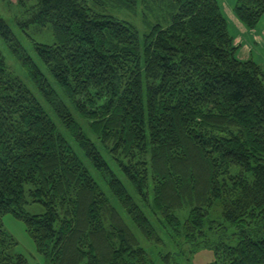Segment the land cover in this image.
<instances>
[{"label": "trees", "instance_id": "16d2710c", "mask_svg": "<svg viewBox=\"0 0 264 264\" xmlns=\"http://www.w3.org/2000/svg\"><path fill=\"white\" fill-rule=\"evenodd\" d=\"M17 1L22 33L52 32L33 50L57 88L0 15V41L33 88L0 50V264H29L10 253L7 214L47 264H179L199 249L210 264H264V73L236 58L217 0H107L154 17L143 35L106 0ZM234 12L253 29L264 0ZM136 231L172 251L150 260Z\"/></svg>", "mask_w": 264, "mask_h": 264}, {"label": "rangeland", "instance_id": "374dc122", "mask_svg": "<svg viewBox=\"0 0 264 264\" xmlns=\"http://www.w3.org/2000/svg\"><path fill=\"white\" fill-rule=\"evenodd\" d=\"M34 2H35L34 0H30V4H33ZM106 6H107V11L109 14L135 26L137 30L139 31V33L142 35L148 32V29L146 25L144 24L143 15L147 17L146 19H148V21L151 24H154L156 22V19L152 17L151 15H149L148 12H146L144 9H142V6L138 7L137 12L118 10L112 4L107 2V0H106ZM21 14H22V10L19 7L17 0H7V2L0 0V15L9 24L14 34L20 40V42L22 43L23 47L26 49L28 54L32 58H34L36 63L41 67V70L47 76L50 83L55 88H57L50 74L47 72L46 68L41 65V63L39 62L33 50L34 42L41 43V44H52L53 43L52 32L49 28H39L36 26H31L29 30H26V32L22 33L14 22L15 18L19 17ZM156 17H159L160 19V13H157ZM160 23L165 25V22L162 20H160ZM0 50L5 58V63L8 68V71L12 73L13 75L17 76L31 90H33L19 62L7 50V48L3 45L1 41H0ZM73 113L75 114V119L77 120L80 127L83 128L86 134H88L89 137L92 138V140L96 141L97 139L96 136L91 135L92 132L89 128L88 122L90 123L92 122L91 121L87 122L85 120H82L75 112ZM51 117L57 123V120L52 115ZM98 142H96V144L99 147H101ZM115 172L117 176L120 178V180L124 182L128 191L132 193V188L127 183V181L124 180L123 176H121L120 173L116 169H115ZM92 174L94 178L96 179V181L98 182V184L104 190V192H106L108 197H110L109 192L107 191L106 185L95 176L97 174H95L93 171H92ZM112 203L115 204L114 201H112ZM26 211L29 214H41L43 212L42 208L38 205L28 207ZM182 215L185 216L186 213ZM124 220L128 223V220L125 217H124ZM1 229L9 237H11L15 242L14 246L11 248V251H10L11 254L22 255L29 264H47L46 258L44 257V255H42L41 253L37 251V248L35 246L33 239L29 236L26 230L25 224L21 220L16 219L15 217L9 214L4 215L1 219ZM159 231L162 233V236H165L163 229L160 228ZM135 233L139 239L140 245L146 250L149 259L152 261H158L161 253L172 251L171 241L167 240L165 237H164L165 245L163 247H157V246H153L152 244L147 243L137 231ZM173 243L176 244L174 241ZM176 245L179 247V250L183 249L186 254L188 250L187 246L185 245L181 246L180 244H176ZM188 255L189 257L186 255L187 257L183 256L180 259H178L179 264H210L214 259L213 251L208 250V249H199L194 255L193 254H188Z\"/></svg>", "mask_w": 264, "mask_h": 264}, {"label": "crops", "instance_id": "0c3cea01", "mask_svg": "<svg viewBox=\"0 0 264 264\" xmlns=\"http://www.w3.org/2000/svg\"><path fill=\"white\" fill-rule=\"evenodd\" d=\"M220 12L226 22L229 36L236 48V58L253 61L264 72V15L255 28H247L235 15L236 0H217Z\"/></svg>", "mask_w": 264, "mask_h": 264}]
</instances>
